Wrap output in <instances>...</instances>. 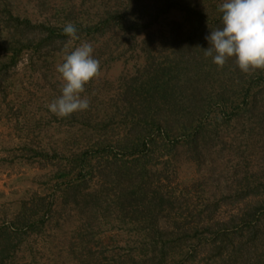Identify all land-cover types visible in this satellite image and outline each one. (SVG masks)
<instances>
[{
  "label": "rangeland",
  "instance_id": "obj_1",
  "mask_svg": "<svg viewBox=\"0 0 264 264\" xmlns=\"http://www.w3.org/2000/svg\"><path fill=\"white\" fill-rule=\"evenodd\" d=\"M168 1L174 0H0V39H10L2 29L7 11L38 27L24 35L33 43L15 65L0 73V224H9L24 202L39 203L34 194L51 205L37 231L14 241L5 264H154L153 248L163 239L172 242L178 226L199 229L197 239L183 245L181 264H264V240L256 247L245 243L247 229L239 221L229 223L250 206L259 207L252 227L264 220V69L242 72L234 57L219 67L205 55L223 0H179L190 14L165 11ZM115 13L121 20L86 33ZM69 22L77 37H60ZM84 42L100 61L99 74L82 94L90 107L61 118L47 107L63 86L57 65ZM246 90L256 96L245 99ZM219 96L226 101L222 108L215 105ZM163 114L179 126L147 151V191L133 194L132 208L120 192L110 191L116 176L110 164L115 158L129 163L118 146L145 119ZM183 125H202L197 151L175 132ZM106 176L111 183L104 184ZM77 178L88 182L82 195L103 186L98 206L90 207V197L78 196L89 207L67 198ZM252 182L259 193L244 194ZM145 196L158 200L147 209ZM160 196L177 202L171 208ZM207 226L212 230L205 231ZM225 230L230 236L222 241ZM235 247H241L239 255L230 254ZM172 248L166 264L180 256Z\"/></svg>",
  "mask_w": 264,
  "mask_h": 264
},
{
  "label": "trees",
  "instance_id": "obj_2",
  "mask_svg": "<svg viewBox=\"0 0 264 264\" xmlns=\"http://www.w3.org/2000/svg\"><path fill=\"white\" fill-rule=\"evenodd\" d=\"M169 5L166 6V10L172 9V8H177L180 10H183L185 12H187V14H190L191 9L188 8V6L182 4L179 0H174L172 1V3L170 1L167 2ZM191 7V6H189ZM196 11L197 16H203L202 14H204V11ZM115 17L112 16H108L105 20H103L101 23H99L96 26H91L88 27L85 31L87 34H92L94 32H103V30H105L110 22H114L116 19H120L121 20V15L118 16V13H115ZM7 15V22L2 26V29H4L5 32H7L8 35H10V39H0V73L2 71L3 67H7L9 65H15L16 61L18 60V55L20 53V51L25 47L27 48L28 46H30L31 43H33L31 40L25 39V34L28 33H32L35 30H37V26L33 25L32 22L30 20H21L19 17H15L14 15H12V13L10 11L6 12ZM221 20V19H219ZM219 20H217L216 22H213V27H215V29L219 28L222 26L221 22L219 24ZM62 32V30H60ZM51 35H53V31L49 32ZM63 33V32H62ZM68 35L65 34V36H60V37H65L67 38ZM25 39H23V38ZM16 39L17 41H15V44H12L11 39ZM41 42L39 43H35L34 45H36L37 47H39ZM6 67L4 68V70L6 69ZM264 89V85L262 84L261 86H259V91ZM251 91V90H249ZM249 93H253L254 97L256 96L253 92H249ZM248 90L245 91V99L246 97H248ZM253 97V98H254ZM215 101V100H214ZM245 101V100H244ZM197 101H193V103H196ZM225 100L222 99L220 96L217 97V100L215 101V105L216 106H220L221 108L224 107L225 105ZM224 104V105H223ZM246 110V109H245ZM243 109V111H245ZM249 112V111H247ZM233 115V114H232ZM162 119H159L157 116L154 117H149L147 119H145L144 122V126L140 127L139 130H137L136 128L131 130V136L126 138L123 141L122 145L118 146L119 151L122 152L123 156H130L131 159L128 162H121V164H119L120 161L117 162V158H115L114 162H112L110 165L113 168L116 176H115V182L114 180H112V185L114 187L110 186V191L112 190L113 192H120L119 196L123 197L125 199V201H122V203L127 204L128 206H131L132 208L135 207L137 208L136 204H133V194L140 191V192H146L147 188H145L146 186L148 187V183H147V177L149 175V172L147 170V158H148V152L150 151L152 152L154 147L157 146V143L160 141L162 143H164V140H168L170 139V134L174 131L173 128L175 127V123L172 125L168 122L167 120V116H165V114H163V117H160ZM177 127L178 122L176 123ZM202 125L196 126L192 129H187L186 127L180 126V129H175L176 131H180L181 135L184 136V138L186 139V142L194 149V150H198L199 146H201V130H202ZM189 131V132H188ZM147 152V153H146ZM120 165V166H119ZM121 165H123V170L120 173V168ZM122 174V175H120ZM80 176V175H79ZM118 179V180H116ZM75 182L68 186L67 191H73V192H67L69 194V196L67 197L68 199H72L74 201V203L76 205H80L81 207H89V203L92 204V206H90L91 208H95L96 206H98V199L96 198L99 189L103 188V186H100L99 189H95L93 190V192H85V195H82L79 191L83 190V189H87V180L86 178H77L74 180ZM111 183V177L106 176L104 179V184L105 183ZM253 184V182H252ZM252 188L251 186L249 187V190L244 191V194H256L259 192H255L258 189V186L253 184ZM256 187V188H255ZM255 190V191H254ZM125 192H132V194H130V196H128L129 194L125 193ZM72 193V196H70ZM125 193L126 196H123V194ZM249 194V195H250ZM78 196H85L89 199H91V201H86L84 199V201L82 200L81 197ZM95 197V198H94ZM146 197V196H145ZM35 199L39 200V203L42 202L41 207L39 209H41L42 211H37V212H33V209L35 208V206H40L39 203H34L33 204V199L31 200V206L29 207L30 203H23V207L21 208V211L13 218V220L9 223V224H5L2 223L0 224V264H5V261L10 257V255L14 252L15 250V244L14 241L18 240L19 238H21L20 236L23 235V232L25 231H37V227L43 225V223L45 222L46 219H48V215L50 213V204H48L45 198H40L39 196H37L36 194H34ZM161 200V204H166L168 206H171V208L174 207V203L176 204V200L173 199L171 196L170 197H164V196H160L159 197ZM63 200V204H67L69 200ZM77 199H81L82 202H79ZM155 198H147L146 200H148V207L147 209L150 208V204L154 205ZM118 201V200H117ZM121 201V200H119ZM140 202L142 203V201L140 200ZM120 203V202H117ZM260 203H264V200L262 199L260 201ZM120 205V204H119ZM122 206V204H121ZM127 206V207H128ZM131 207H128V209H130ZM257 207L258 206H250L248 207V209L246 211H243L241 215H235L232 216V218L230 219L229 223L232 222H236L239 221L241 223V225L243 227H245L247 229V231L249 233H251V235L248 233V237H247V241L245 243H252L253 246L256 247V245H258V243L264 240V233H262V230L264 228V220H262V222H260L261 224L258 226H254L252 227V220L255 218V215L257 213ZM259 208V207H258ZM131 210V209H130ZM125 211V209H124ZM39 213H42L38 218L37 215H39ZM124 216H127L128 214H126L125 212ZM47 221V220H46ZM221 224H219L218 226H220ZM224 225V224H223ZM258 226V227H257ZM180 226H178L175 230L172 231V236H175L176 238L170 242L167 243L166 240H160L159 243V247L157 245V247H154V257H156V261L154 264H166L167 263V256H168V250L170 249V246L177 247L178 249H180V256L176 259H173V263L174 264H181L182 262H184L186 253L184 254L183 251V245L185 243H187V241H191L192 239H197V234L199 232V229L194 227V228H189L188 230H181L179 228ZM244 228V229H245ZM205 231H211V227L207 226L206 228H204ZM27 233V232H26ZM165 232L162 233V235H164ZM234 234H237V232H233V234H231V236H234ZM240 236L243 235V233L240 231L239 234ZM230 236L229 233H227V231L225 230L224 232H222V241H225L227 239V237ZM162 238V237H161ZM243 238V237H242ZM228 240V239H227ZM249 243V244H250ZM250 244V245H252ZM172 248V249H173ZM239 248H232L233 253L231 252L230 254H234V255H239ZM153 257V258H154ZM194 258V256L192 257Z\"/></svg>",
  "mask_w": 264,
  "mask_h": 264
},
{
  "label": "clouds",
  "instance_id": "obj_3",
  "mask_svg": "<svg viewBox=\"0 0 264 264\" xmlns=\"http://www.w3.org/2000/svg\"><path fill=\"white\" fill-rule=\"evenodd\" d=\"M219 11L222 27L206 37L209 47L205 55L212 57V62L219 67L234 57L242 72L264 69V0H223ZM63 31L72 38L77 37V28L71 22ZM93 52L92 44L84 42L57 65L63 86L61 94L47 106L51 113L63 118L90 107L89 99L82 94L100 71V61Z\"/></svg>",
  "mask_w": 264,
  "mask_h": 264
}]
</instances>
